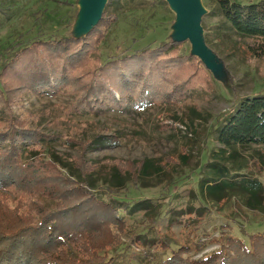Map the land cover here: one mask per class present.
Wrapping results in <instances>:
<instances>
[{
    "label": "trees",
    "instance_id": "16d2710c",
    "mask_svg": "<svg viewBox=\"0 0 264 264\" xmlns=\"http://www.w3.org/2000/svg\"><path fill=\"white\" fill-rule=\"evenodd\" d=\"M207 1L218 10L236 44L264 60V0ZM118 2L107 0L101 18L84 36L34 38L0 68V109L5 115L0 118V264H106L107 251L120 243L126 223L118 201L101 195L86 178L103 173L118 189L128 179L159 173L168 159L180 166L189 159L186 149L164 161L86 159L82 153L50 146L58 136L40 129L48 109L40 112L34 128L30 115H12V107L31 92L71 95L70 114L166 103L179 108L182 117L175 119L201 117L180 102L198 90L213 92L212 77L198 57L174 47L181 41L122 52L102 62L92 58L117 19L112 9ZM3 3L0 0V14L10 10ZM116 139L95 135L81 147L96 148ZM214 140L218 147L202 165L198 193L214 201L235 199L264 216V92L241 97L222 118ZM145 202L137 201L132 210L146 208ZM173 221L169 219L167 228ZM188 225L186 221L184 227ZM213 244L218 246L204 255L184 256ZM161 246L167 245L161 241ZM157 264H264V229L250 233L247 241L222 231L193 247L180 244Z\"/></svg>",
    "mask_w": 264,
    "mask_h": 264
},
{
    "label": "rangeland",
    "instance_id": "374dc122",
    "mask_svg": "<svg viewBox=\"0 0 264 264\" xmlns=\"http://www.w3.org/2000/svg\"><path fill=\"white\" fill-rule=\"evenodd\" d=\"M248 2L250 0H238ZM80 0H4L0 14V68L19 47L34 38H59L82 34L79 26ZM203 15L202 37L208 54L203 64L211 74L214 91H196L180 102L200 112L201 117H184L174 104H149L143 109L101 108L95 113L70 114L72 96L66 93L36 95L26 92L21 103L12 107V115H30V127L44 109L49 116L40 126L47 135H57L50 146L67 153L83 154L86 159L116 157L128 160L153 158L166 160L186 149L189 159L177 165L168 159L162 171L137 179H128L114 188L103 173H93L86 182L101 195L115 199L126 223L120 243L107 251L106 264H157L180 244L193 247L225 231L247 241L250 233L264 229V216L235 199L214 201L198 193L202 165L216 150L214 140L222 118L241 97L264 92V60L256 59L235 42L218 10L200 0ZM117 19L106 38L92 54L102 62L122 52L130 53L146 46L154 47L178 39V21L164 0H119L112 9ZM8 15L5 16V15ZM180 53L192 54L189 40L174 46ZM117 96V94H116ZM5 117L0 109V118ZM171 125V126H167ZM98 136H113L116 141L96 148L81 144ZM74 144V145H73ZM76 179H81L76 173ZM264 178V177H263ZM137 201H146L144 209H133ZM174 223L167 228L169 219ZM186 221L189 225L184 227ZM163 241L166 247L161 246ZM210 245L184 256L199 257L215 249ZM107 259V260H108Z\"/></svg>",
    "mask_w": 264,
    "mask_h": 264
},
{
    "label": "water",
    "instance_id": "95a60500",
    "mask_svg": "<svg viewBox=\"0 0 264 264\" xmlns=\"http://www.w3.org/2000/svg\"><path fill=\"white\" fill-rule=\"evenodd\" d=\"M172 9L178 21V34L180 37L174 39L181 41L189 40L193 53L191 55L201 57L202 53L208 54L202 37L201 19L203 9L200 0H164ZM83 9L80 8L79 26L83 33L71 37L84 36L101 18L107 0H80ZM173 40V41H174Z\"/></svg>",
    "mask_w": 264,
    "mask_h": 264
}]
</instances>
